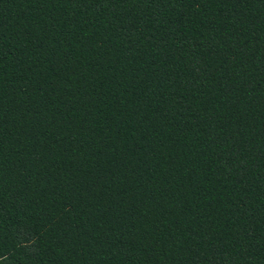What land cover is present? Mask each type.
<instances>
[{"label":"trees","instance_id":"obj_1","mask_svg":"<svg viewBox=\"0 0 264 264\" xmlns=\"http://www.w3.org/2000/svg\"><path fill=\"white\" fill-rule=\"evenodd\" d=\"M0 264H264V0H0Z\"/></svg>","mask_w":264,"mask_h":264}]
</instances>
